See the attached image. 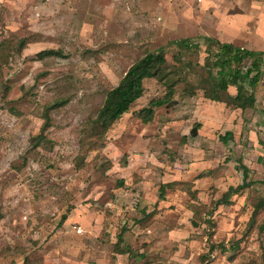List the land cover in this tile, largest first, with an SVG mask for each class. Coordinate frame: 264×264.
Segmentation results:
<instances>
[{
    "label": "rangeland",
    "instance_id": "1",
    "mask_svg": "<svg viewBox=\"0 0 264 264\" xmlns=\"http://www.w3.org/2000/svg\"><path fill=\"white\" fill-rule=\"evenodd\" d=\"M200 35L264 52V0H0V43L26 39L19 54L0 48V264H264V208L247 231L252 198L264 199V63L246 110L204 96L200 53L187 55L193 89L179 83L150 122L137 112L166 92L154 78L103 147L82 132L134 61ZM44 49L62 55L39 58ZM56 100L51 143L32 148ZM240 165L252 184L213 208L241 184ZM233 242L236 251H209ZM127 247L134 255L117 251Z\"/></svg>",
    "mask_w": 264,
    "mask_h": 264
},
{
    "label": "trees",
    "instance_id": "2",
    "mask_svg": "<svg viewBox=\"0 0 264 264\" xmlns=\"http://www.w3.org/2000/svg\"><path fill=\"white\" fill-rule=\"evenodd\" d=\"M25 45L26 39L20 38L12 46L8 45V43L4 46V42H1L0 48H10L13 53L19 54ZM169 47L177 48V52L173 55L175 64L171 68L166 64V53ZM200 53L205 55V60L201 65L205 74H198L199 83L206 87L204 96L213 101L225 102L226 105L240 110L253 107L255 104L254 89L258 86L263 75L264 52L247 49L209 36L183 37L170 40L165 46L148 51L134 61L117 84L105 91L104 98L97 112L93 117L88 118L85 123L82 129L83 134L96 137L93 142L95 148L103 147V138L107 130L129 110L133 102L142 96L144 81L154 78L165 86L166 92L161 98L151 99L146 107L141 108L137 112V116L141 121L144 123L150 122L156 107L166 105L172 101L176 86L179 83L185 84L183 88L185 93L193 89V85L188 82L187 76L194 71V66L193 62L187 58V55H199ZM1 55L0 52V59L2 58ZM59 55H62V53L58 49H44L37 53L39 58ZM246 85H249L250 89H247ZM230 86L235 87V94L229 93L228 88ZM64 101L56 100L43 105L40 114L41 125L38 132L30 137L32 148L51 143L46 136V131L51 126V113ZM219 137L223 142H226L233 137V134L231 131H227L223 136ZM83 162L84 157L78 156L75 161L76 167H81ZM240 169H242L241 184L229 187L223 192L219 199L213 201V208L220 204H229L231 195L238 194L252 184L248 180V169L244 165H240ZM159 189L163 191V186H160ZM188 190L191 195H194V191H191L189 186ZM162 191L160 195H162ZM251 205L253 206V211L248 221L247 231H250L254 226L258 210L264 208V199L260 197L252 198ZM213 208L211 207V209ZM1 218L2 214L0 212V220ZM65 219L66 215L64 214L60 222ZM207 222L210 223L211 221L207 220ZM119 241H121V234L118 236ZM215 249H219L221 252L236 251L239 249V244L238 242H233L230 245L210 243L209 251L212 252ZM117 251L134 255V252L129 247L125 249L118 248ZM207 255L203 254L200 258L205 261L208 258ZM22 264L36 263L28 256H25Z\"/></svg>",
    "mask_w": 264,
    "mask_h": 264
},
{
    "label": "water",
    "instance_id": "3",
    "mask_svg": "<svg viewBox=\"0 0 264 264\" xmlns=\"http://www.w3.org/2000/svg\"><path fill=\"white\" fill-rule=\"evenodd\" d=\"M192 132H194V130H192Z\"/></svg>",
    "mask_w": 264,
    "mask_h": 264
}]
</instances>
